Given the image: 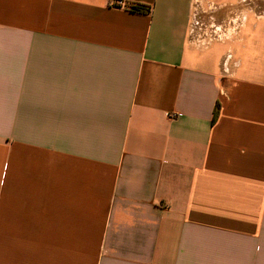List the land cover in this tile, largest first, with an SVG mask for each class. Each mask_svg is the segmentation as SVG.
Instances as JSON below:
<instances>
[{"label":"crops","instance_id":"obj_1","mask_svg":"<svg viewBox=\"0 0 264 264\" xmlns=\"http://www.w3.org/2000/svg\"><path fill=\"white\" fill-rule=\"evenodd\" d=\"M0 264H264V0H0Z\"/></svg>","mask_w":264,"mask_h":264},{"label":"trees","instance_id":"obj_2","mask_svg":"<svg viewBox=\"0 0 264 264\" xmlns=\"http://www.w3.org/2000/svg\"><path fill=\"white\" fill-rule=\"evenodd\" d=\"M133 10L137 13H141V14H148L150 13V9L149 8H144L141 6L138 7H134ZM219 116V105H217L215 112H214V117H213V121L215 122L217 120Z\"/></svg>","mask_w":264,"mask_h":264}]
</instances>
